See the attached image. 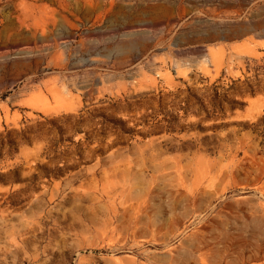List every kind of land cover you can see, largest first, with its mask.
Wrapping results in <instances>:
<instances>
[{"label": "rangeland", "instance_id": "rangeland-1", "mask_svg": "<svg viewBox=\"0 0 264 264\" xmlns=\"http://www.w3.org/2000/svg\"><path fill=\"white\" fill-rule=\"evenodd\" d=\"M0 264H264V0H0Z\"/></svg>", "mask_w": 264, "mask_h": 264}]
</instances>
